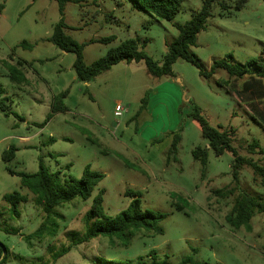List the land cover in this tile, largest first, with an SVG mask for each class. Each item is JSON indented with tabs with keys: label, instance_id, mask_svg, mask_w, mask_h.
<instances>
[{
	"label": "rangeland",
	"instance_id": "1",
	"mask_svg": "<svg viewBox=\"0 0 264 264\" xmlns=\"http://www.w3.org/2000/svg\"><path fill=\"white\" fill-rule=\"evenodd\" d=\"M236 2L228 0L230 15L215 5L206 30L198 34L190 52L200 68L179 59L174 76L157 78L144 61H123L82 82L73 67L75 54L47 40L60 19L57 1L0 0V101L6 106L0 107V243L9 249L4 264H98L99 258H142L152 264L153 252L162 264H264V216L255 214L249 228L227 221L240 194L264 198V188L250 168L235 182L233 155H216L190 116L195 104L213 126H233L234 145L243 156H249L247 146L254 140L264 148L263 82L233 79L222 70L210 79L200 75V69L210 71L214 62L229 55L236 65L262 57L264 0H248L241 10L235 9ZM202 4L185 0L175 19L167 21L134 9L127 0H88L82 7L69 3L66 32L85 44L88 65L131 38H140L141 48L162 63L179 35L178 26ZM110 36L115 37L110 43L90 42ZM23 41L33 48L19 46ZM20 60L27 78L23 83L13 81L9 73V64L19 66ZM226 80L231 85L219 84ZM146 94L148 106L138 114ZM121 108L124 115L117 117ZM199 146L208 148L206 166L193 156ZM11 147L16 148L14 158L3 160ZM256 152L252 157L264 164L260 148ZM41 161L66 179L81 178L87 166L105 178L87 200L76 198L57 207L61 217L54 214L44 234L32 237L46 213L10 170L33 174ZM100 191L109 218L128 208V191L138 192L143 211L166 215L159 223L163 233L133 232L128 246L104 237L79 243L86 229L84 217ZM13 192L29 199L19 205L20 218L12 217L3 200ZM66 247L69 253L56 258Z\"/></svg>",
	"mask_w": 264,
	"mask_h": 264
},
{
	"label": "trees",
	"instance_id": "2",
	"mask_svg": "<svg viewBox=\"0 0 264 264\" xmlns=\"http://www.w3.org/2000/svg\"><path fill=\"white\" fill-rule=\"evenodd\" d=\"M59 5L60 19L54 25L52 34L47 39L53 45L64 52L74 53L76 56L74 62V70L78 79L82 82H90L102 73L110 70L114 65L126 61L131 63L133 61L146 63L147 69L151 75L160 78L163 76H174L173 65L179 59L190 61L200 68L195 56L190 52V49L196 45L197 36L200 32L206 30L207 22L212 17V10L215 5L220 6L223 12L231 14L232 6L229 5L228 0H203L200 10L192 14V17L184 25H179L178 37L169 45V51L164 56L162 63H158L151 56H149L141 48L140 38H131L123 41L117 47L111 48L107 54L92 64L88 65L84 59V46L67 34L66 30L69 26L66 23V6L73 3L82 7L88 0H55ZM133 8L138 11L147 12L160 19L173 21L180 13L182 4L185 0H127ZM248 0H237L235 9L241 10ZM3 5L0 6V8ZM225 16V13L221 14ZM115 39L114 36L104 37L101 39H93L90 42L110 43ZM19 46L32 49L33 45L27 41H23ZM232 55H229L228 60H220L213 63L210 71H203L200 69V75L206 79H210L217 71H225L230 78L241 79L244 77H252L260 79L264 84V51L262 57L258 59H251L245 64H234L230 62ZM23 62L19 61V66H10L9 73L13 81L23 83L26 81L25 77H21ZM253 81V85H254ZM221 86L231 85V81L226 80L219 82ZM252 85V86H253ZM251 86V87H252ZM250 87V89H251ZM250 89L248 91H250ZM247 91V92H248ZM148 106V95L142 99V106L138 114L146 110ZM0 107L6 108L3 101H0ZM138 116V115H137ZM190 116L195 120L201 130L204 139L207 140L209 147L216 153V155H223L229 152L233 155L232 175L235 182H239L240 173L245 168H250L254 174V180L257 181L262 188H264V164H261L252 157L258 154L256 149L260 148V153L264 154V148H261L258 140H254L247 146L249 156L240 154L237 147L234 145L235 128L233 126H213L204 111L197 105L192 104V112ZM91 138V137H89ZM93 142L95 140L91 139ZM180 136L175 135L173 150H177V144ZM16 148L11 147L5 151L3 160L10 161L14 158ZM193 156L200 161L203 166L208 163V148L197 147L193 151ZM12 174H18L21 178V185L27 188L28 191L34 195L35 203L40 206L46 213V219L40 228L32 234V237H41L47 229L48 223L56 214L57 207L70 203L76 198L87 200L91 197L94 189L105 178V174L91 170L87 166L84 170L83 176L79 179H66L61 176V172L52 173L40 162V169L33 174L16 173L10 170ZM131 197V202L128 208L119 213L115 218H109L103 207L104 191H100L94 198L90 210L84 217L86 226L85 233L79 240V243L89 242L98 237L109 239H118L123 245L130 244V236L133 232L147 231L155 233H163V229L159 223L166 218L163 213L154 212L151 210L143 211L141 207L140 194L134 191L126 193ZM4 202L9 206V211L14 218H20L21 211L19 205L28 202V196L20 192H13L3 196ZM262 214L264 216V198L261 195H253L250 193L240 194L234 203L231 213L227 216V221L234 227L246 225L248 228L250 220L255 214ZM5 249V255L2 258ZM70 247L63 248L56 258L69 253ZM152 264H162L157 260V255L153 252ZM9 255V249L0 243V264H4ZM189 260H184L181 264H189ZM98 264H146L143 263L142 258L137 261L133 260H107L99 258Z\"/></svg>",
	"mask_w": 264,
	"mask_h": 264
},
{
	"label": "crops",
	"instance_id": "3",
	"mask_svg": "<svg viewBox=\"0 0 264 264\" xmlns=\"http://www.w3.org/2000/svg\"><path fill=\"white\" fill-rule=\"evenodd\" d=\"M33 4H31V5H27V7L29 8V6H32ZM4 7V6H3ZM3 7H1L0 8V17H2V13H1V11H2V9H3ZM5 60V59H4ZM3 60V61H4ZM21 61V60H20ZM19 61H17V63H18ZM23 63H24V61H22ZM9 65H12V66H15L16 65V63L14 64V62L13 63H11V64H9ZM22 76L21 77H25L24 75H23V72H22V74H21ZM26 78V77H25ZM27 79V78H26Z\"/></svg>",
	"mask_w": 264,
	"mask_h": 264
},
{
	"label": "built area",
	"instance_id": "4",
	"mask_svg": "<svg viewBox=\"0 0 264 264\" xmlns=\"http://www.w3.org/2000/svg\"><path fill=\"white\" fill-rule=\"evenodd\" d=\"M124 108H121L119 111L116 112L117 117H122L124 115ZM119 125V124H118Z\"/></svg>",
	"mask_w": 264,
	"mask_h": 264
},
{
	"label": "water",
	"instance_id": "5",
	"mask_svg": "<svg viewBox=\"0 0 264 264\" xmlns=\"http://www.w3.org/2000/svg\"><path fill=\"white\" fill-rule=\"evenodd\" d=\"M4 250V252H3V255H2V258L4 257V255H5V249H3Z\"/></svg>",
	"mask_w": 264,
	"mask_h": 264
}]
</instances>
